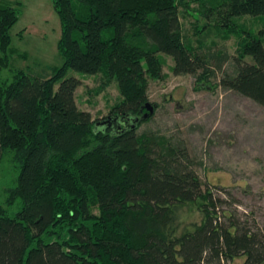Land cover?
Masks as SVG:
<instances>
[{
	"label": "trees",
	"instance_id": "1",
	"mask_svg": "<svg viewBox=\"0 0 264 264\" xmlns=\"http://www.w3.org/2000/svg\"><path fill=\"white\" fill-rule=\"evenodd\" d=\"M51 2L64 62L44 78L11 68L23 4L0 2V164L10 154L18 171L0 204V264H264V227L221 212L223 200L185 164L184 149L137 134L155 114L131 127L151 103L150 83L167 78L164 57L175 76H193L200 88L216 77L212 57L186 40L181 10L195 14L196 35L238 39L234 71L218 87L264 107V30L253 37L235 22L264 17V0ZM4 70L11 81L1 80ZM70 70L102 75L96 95L117 84L120 101L106 117L79 109L81 81L66 78ZM109 119L112 126L97 125ZM19 202L12 215L7 207ZM186 208L201 221L183 222Z\"/></svg>",
	"mask_w": 264,
	"mask_h": 264
},
{
	"label": "rangeland",
	"instance_id": "2",
	"mask_svg": "<svg viewBox=\"0 0 264 264\" xmlns=\"http://www.w3.org/2000/svg\"><path fill=\"white\" fill-rule=\"evenodd\" d=\"M8 1L23 4L18 8L19 21L11 30L12 45L8 53L11 68L37 77L51 76L52 69L61 67L64 62L58 51L60 19L51 0ZM192 8L196 10L197 5L193 4ZM194 15L181 10L183 33L198 53L212 57L216 77L210 85L200 88L193 76H175L173 60L164 57L167 78L152 81L148 92L150 102L157 104L158 109L137 134L163 136L180 150L184 149L188 159L185 164L199 177L204 188L209 187L215 197L223 200L221 212L236 213L241 221L264 227V107L218 87L225 72L234 71L238 39L232 37L223 41L217 34L206 31L196 35ZM235 22L253 37H261L264 30L262 16H243ZM199 23L204 26L206 20L201 18ZM202 34L207 36L201 38ZM242 36L247 35L242 33ZM201 44L203 48H199ZM23 54L27 58L19 56ZM248 60L252 62L251 58ZM72 77L81 81L76 93L79 109L89 112L94 120L106 117L120 101L115 82L96 95L97 88L105 82L102 75L89 76L70 70L66 78ZM1 80L11 81V71L4 70ZM9 156L6 154L0 164V204H5V189L13 186L18 176ZM7 208L14 215L20 209V202ZM181 220L200 222L201 215L196 208H186ZM232 264H244V259Z\"/></svg>",
	"mask_w": 264,
	"mask_h": 264
},
{
	"label": "water",
	"instance_id": "3",
	"mask_svg": "<svg viewBox=\"0 0 264 264\" xmlns=\"http://www.w3.org/2000/svg\"><path fill=\"white\" fill-rule=\"evenodd\" d=\"M146 110L145 114H143L142 117L140 118H135L133 120V123L131 125L132 129H136L137 125L139 122L141 121H147L149 120L156 112V106L152 105L151 103H148L145 105V107L143 108V110ZM98 126H104V125H109V126H112V123H111V119L109 120H106L104 122H100L97 124Z\"/></svg>",
	"mask_w": 264,
	"mask_h": 264
},
{
	"label": "crops",
	"instance_id": "4",
	"mask_svg": "<svg viewBox=\"0 0 264 264\" xmlns=\"http://www.w3.org/2000/svg\"><path fill=\"white\" fill-rule=\"evenodd\" d=\"M1 1H3V0H1ZM1 1H0V2H1Z\"/></svg>",
	"mask_w": 264,
	"mask_h": 264
}]
</instances>
